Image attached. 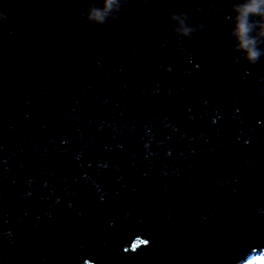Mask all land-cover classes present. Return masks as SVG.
<instances>
[{"label":"water","instance_id":"95a60500","mask_svg":"<svg viewBox=\"0 0 264 264\" xmlns=\"http://www.w3.org/2000/svg\"><path fill=\"white\" fill-rule=\"evenodd\" d=\"M240 2L119 0L98 26L103 0H0V264L264 257V55L236 50Z\"/></svg>","mask_w":264,"mask_h":264},{"label":"clouds","instance_id":"9594fccd","mask_svg":"<svg viewBox=\"0 0 264 264\" xmlns=\"http://www.w3.org/2000/svg\"><path fill=\"white\" fill-rule=\"evenodd\" d=\"M118 6L119 0H103L102 8L89 7L86 9L83 19L86 22L102 26L108 19V13ZM232 12L233 26L230 35L236 42V50L242 53L243 59L248 64H254L264 55L257 47V37L264 39V0H241L240 3L232 6ZM254 16L260 19L252 22L250 18ZM170 19L176 22L174 31L180 36L187 37L195 30L176 14H172ZM253 28L257 30L255 36L250 35Z\"/></svg>","mask_w":264,"mask_h":264},{"label":"trees","instance_id":"16d2710c","mask_svg":"<svg viewBox=\"0 0 264 264\" xmlns=\"http://www.w3.org/2000/svg\"><path fill=\"white\" fill-rule=\"evenodd\" d=\"M244 264H264V257L262 256L251 257Z\"/></svg>","mask_w":264,"mask_h":264},{"label":"rangeland","instance_id":"374dc122","mask_svg":"<svg viewBox=\"0 0 264 264\" xmlns=\"http://www.w3.org/2000/svg\"><path fill=\"white\" fill-rule=\"evenodd\" d=\"M255 256H261V255H255ZM254 257V256H253ZM263 257V256H262Z\"/></svg>","mask_w":264,"mask_h":264}]
</instances>
